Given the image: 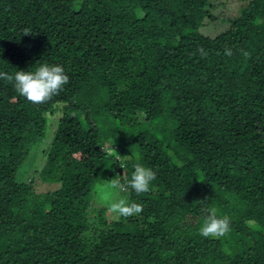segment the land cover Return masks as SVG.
I'll use <instances>...</instances> for the list:
<instances>
[{
  "label": "trees",
  "instance_id": "16d2710c",
  "mask_svg": "<svg viewBox=\"0 0 264 264\" xmlns=\"http://www.w3.org/2000/svg\"><path fill=\"white\" fill-rule=\"evenodd\" d=\"M76 2L0 0V71L68 75L40 103L0 78V264H264V0L214 37L209 0ZM53 112L39 180L18 181ZM112 174L139 214L106 219ZM212 210L223 236L198 231Z\"/></svg>",
  "mask_w": 264,
  "mask_h": 264
},
{
  "label": "clouds",
  "instance_id": "9594fccd",
  "mask_svg": "<svg viewBox=\"0 0 264 264\" xmlns=\"http://www.w3.org/2000/svg\"><path fill=\"white\" fill-rule=\"evenodd\" d=\"M29 32L28 29L24 30V33ZM0 78L12 81L16 91L34 103L47 101L68 82V75L63 65L59 63H39L34 70L17 68L11 74L0 71ZM111 149L114 150L112 147ZM155 175L156 173L152 168L142 163H137L134 165L127 183L136 193L146 192L149 190L150 183L155 178ZM111 187L119 190L120 181L112 179ZM110 207L117 213L118 217L127 218L139 214L143 205L135 200L117 197L113 200ZM198 231L204 237L223 236L230 231V218L227 215L218 216L212 210L204 216Z\"/></svg>",
  "mask_w": 264,
  "mask_h": 264
},
{
  "label": "rangeland",
  "instance_id": "374dc122",
  "mask_svg": "<svg viewBox=\"0 0 264 264\" xmlns=\"http://www.w3.org/2000/svg\"><path fill=\"white\" fill-rule=\"evenodd\" d=\"M247 1L248 0H209L212 17L209 20H204L203 25H201L199 28V32L208 37H214L215 35L223 32L228 28L231 21L239 15L240 9L246 5ZM80 2L81 0H77L76 6H78ZM47 116V128L45 135L42 140L36 144V147H34L33 150L29 153L26 161L18 169L16 174V179L18 181H27L30 179V177L36 180H39L40 178L38 173L45 164V154L47 149L49 148V144L53 137L54 128L56 126L60 114H57V112H53ZM126 143L127 142L124 141L122 145H119L120 142L113 143V145H116L118 148H121L125 146ZM117 150L115 152V155L118 154ZM106 176L107 178L103 180V187L110 189L111 191L121 193V197L126 198L125 196L127 194V188L120 185L119 190L113 189L111 187V181L112 179H116L114 174ZM53 187L54 186H47L44 188L43 191L49 190ZM100 193L101 192L98 193L97 191V193L94 194V198L103 205H111V201L115 199L114 195L112 194L109 195V197L104 198ZM104 196H106L105 193ZM117 217L118 215L115 212L108 211V213L106 214V219L108 221L116 219Z\"/></svg>",
  "mask_w": 264,
  "mask_h": 264
}]
</instances>
